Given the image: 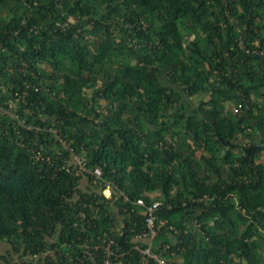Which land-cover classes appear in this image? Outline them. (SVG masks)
<instances>
[{"label": "trees", "instance_id": "1", "mask_svg": "<svg viewBox=\"0 0 264 264\" xmlns=\"http://www.w3.org/2000/svg\"><path fill=\"white\" fill-rule=\"evenodd\" d=\"M139 197L168 264H264V0H0V264H159Z\"/></svg>", "mask_w": 264, "mask_h": 264}, {"label": "built area", "instance_id": "2", "mask_svg": "<svg viewBox=\"0 0 264 264\" xmlns=\"http://www.w3.org/2000/svg\"><path fill=\"white\" fill-rule=\"evenodd\" d=\"M12 105H13V102H12ZM73 153H74V151H73ZM74 159L77 162V164L79 165V170L77 171L78 173L81 170L87 169L86 164H85L86 158L83 155H79L77 153H74ZM92 171L96 176L101 177L102 169L100 166H96ZM106 189L110 190V194L108 195V196H110L112 193L111 185L108 184L107 188H105V190ZM135 202L138 204L145 205L147 207L148 212H147V215L145 218V221L147 224V229L142 234H140L139 236L149 240V243L146 246L141 247L139 244H137L136 247H138L140 249V251L142 252V256L144 258L152 257V258L157 259L159 264H168L166 258L162 256V251H156L154 249V243H153V240L156 237V235L158 234L161 227L167 223V219H165V218H161L160 220H158L157 209L160 206L161 201L156 199L152 203L147 204L143 197H139L135 200ZM106 263H109V260H107Z\"/></svg>", "mask_w": 264, "mask_h": 264}, {"label": "rangeland", "instance_id": "3", "mask_svg": "<svg viewBox=\"0 0 264 264\" xmlns=\"http://www.w3.org/2000/svg\"><path fill=\"white\" fill-rule=\"evenodd\" d=\"M91 89H88V91H90ZM195 96H197L196 98H197V100L200 98V95H195ZM109 189H106L105 190V193L107 194V195H109L110 194V190L108 191ZM155 240H157V238L155 239ZM8 246H10L9 244H8V242H1L0 243V252H6V247H8Z\"/></svg>", "mask_w": 264, "mask_h": 264}, {"label": "bare ground", "instance_id": "4", "mask_svg": "<svg viewBox=\"0 0 264 264\" xmlns=\"http://www.w3.org/2000/svg\"><path fill=\"white\" fill-rule=\"evenodd\" d=\"M109 191V190H108Z\"/></svg>", "mask_w": 264, "mask_h": 264}]
</instances>
